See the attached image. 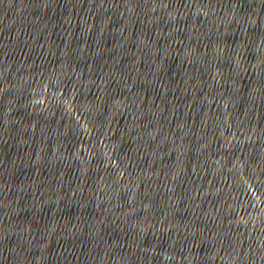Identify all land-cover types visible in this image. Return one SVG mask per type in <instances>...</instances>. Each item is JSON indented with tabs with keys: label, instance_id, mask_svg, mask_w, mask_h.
<instances>
[{
	"label": "water",
	"instance_id": "95a60500",
	"mask_svg": "<svg viewBox=\"0 0 264 264\" xmlns=\"http://www.w3.org/2000/svg\"><path fill=\"white\" fill-rule=\"evenodd\" d=\"M0 264H264V0H0Z\"/></svg>",
	"mask_w": 264,
	"mask_h": 264
}]
</instances>
